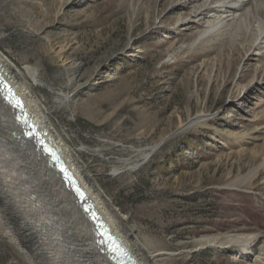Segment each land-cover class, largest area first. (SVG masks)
I'll list each match as a JSON object with an SVG mask.
<instances>
[{"label":"rangeland","instance_id":"374dc122","mask_svg":"<svg viewBox=\"0 0 264 264\" xmlns=\"http://www.w3.org/2000/svg\"><path fill=\"white\" fill-rule=\"evenodd\" d=\"M167 7V0H0V51L22 71L36 72L42 85L35 92L58 134L127 215L134 234L150 250L171 253L159 264H253L196 240L264 232V150L256 148L264 137H243L264 126L256 116L264 96L250 92L245 102L233 101L240 98L236 82L249 78L237 73L246 59L190 48L192 32L181 35L175 28L174 17L185 10ZM135 67L144 74L125 75ZM200 114L206 119L179 131ZM3 124L0 117L4 151H17ZM163 139L144 163L124 167L136 163L137 151H150ZM52 178L63 200L72 202ZM12 181L13 189L24 187L22 173ZM32 188L18 200L36 204L45 192L46 209L63 202L45 188L34 190L38 195ZM73 215L84 220L81 212ZM38 216L29 231L54 264H67L76 250L67 217L52 213L54 225H64L57 232L49 226L44 231ZM0 264H29L1 228Z\"/></svg>","mask_w":264,"mask_h":264},{"label":"bare ground","instance_id":"6f19581e","mask_svg":"<svg viewBox=\"0 0 264 264\" xmlns=\"http://www.w3.org/2000/svg\"><path fill=\"white\" fill-rule=\"evenodd\" d=\"M167 2L169 6L167 8L170 12L173 11L172 13H175L174 11L178 7L185 10L184 13H181L180 17H174L177 22L175 28L177 29L176 32H180L181 35H185L187 31L192 32L193 39L188 44L190 48L195 49L200 46L208 52L217 49L219 55H224L225 53L229 59H232L231 57H234L236 54L242 57L243 61L246 59L244 65L237 68V73L240 79H243L246 75H249V78L245 83H241V80L236 82L237 90L240 91V98L233 101H237V103L245 102L250 92H259L264 96V0H167ZM170 30L174 33L173 28ZM185 46L182 45L181 48ZM216 58L218 59V57ZM205 61L201 62L200 68H205ZM213 65L215 64L213 63ZM0 67L3 69L4 76L10 85L15 89L18 97L24 101L25 107L33 120L36 121V118L39 117V128L54 141L55 146L65 158L67 165L86 190L90 199L96 204L98 211L111 227L113 233L122 239V242L134 253L140 264H159L161 259L163 260L166 256H170L171 253L164 250H150L134 234L133 229L128 224L127 215L122 213L112 203L110 197L88 170L79 152L71 148L62 139L60 134H58L51 119H49L50 117H48V109H46L43 100L35 92V88L42 85L36 72L29 69V67L22 71L2 51H0ZM141 74H144V72L136 67L128 68L125 72L126 76H137ZM256 106L259 108L256 111L257 121L261 122L264 120V100L262 99L260 102H257ZM0 117L4 122L1 126L11 130L12 140H14L12 143L18 148L17 151H4V143L2 138H0V154L3 152L8 153V159H0V228L2 232L16 245L29 264H54L53 260L48 256V253L41 247L43 245L39 244L40 242L33 236L35 234L30 232L31 228H33V223L36 221L37 214L39 215L37 220L42 224L43 230L45 229L47 231L50 227V229L55 228L59 232L65 225L68 232H70V236L73 237V241L70 244L76 250L72 251L69 249L72 251L73 256L68 254L67 264H111L99 249L90 222L86 218L83 221H79L74 217L73 211L78 212V214L80 213L74 199H72V202H65L61 195H59L61 194L60 190L54 184L52 185L51 182L54 181H52V177L55 176L53 173L51 175L47 173L46 169L48 168L45 166V159H38L36 145L32 140L27 139L26 134L17 125L15 112L12 111L10 105L6 104L2 98H0ZM12 117H15V123L13 124L11 122ZM205 119L206 115L202 114L192 117L186 123L182 124L179 131L198 125ZM252 132L254 134L245 133L243 137L245 136L249 140L252 139L253 142L264 137V126L257 127ZM164 141L163 139L158 144L150 146L148 148L150 151L140 149L139 152H136V163L130 165V161H127L124 167L126 166L131 169L138 167L141 163L148 160ZM249 142L253 143L251 141ZM256 146L254 144L253 148ZM256 148L264 150V144ZM113 171L115 173L119 169L115 168ZM14 172L16 174L18 172L19 175L22 173L23 182H25L24 187H19V189L16 184L17 190L13 189L14 184L12 183V179L16 175ZM9 178L11 179L9 180ZM58 180L61 182L60 179ZM56 182L54 181V183ZM62 186L63 189L61 192L71 196V193L64 188L63 184ZM25 187H28V190L33 187V191L45 188L52 193V196L61 198L63 202H61L60 206H56L55 209L51 206V210L49 207L46 209V202L42 198L45 192L40 197L37 194L38 192L36 193L35 191V195H38L36 199L39 198L38 200L40 202L35 200L36 204H33L34 202H31L32 198H25L22 202L20 199L18 200V197ZM39 194L42 193L40 192ZM33 198L35 197L33 196ZM54 211L58 214L65 215L64 217H67L68 224L63 225L61 223L58 226L54 225L52 217ZM40 212L48 214L50 217L40 220L42 216H40ZM34 232H36L35 229ZM60 234L63 237L62 233ZM196 241L200 247H215L221 251L231 252L237 257H249L253 264H264V232L207 236L200 237ZM76 253L78 254L76 255ZM62 264L65 263L63 262Z\"/></svg>","mask_w":264,"mask_h":264},{"label":"water","instance_id":"95a60500","mask_svg":"<svg viewBox=\"0 0 264 264\" xmlns=\"http://www.w3.org/2000/svg\"><path fill=\"white\" fill-rule=\"evenodd\" d=\"M0 83L6 84L8 86V90L2 95H7L13 103L16 100L20 101L22 108L16 107L13 108L11 105V109L15 112L16 117H19L17 120V125L20 129L26 134L27 139L32 140L33 143L37 147L38 159L44 158L45 166L48 168L47 173L52 174L61 180V183L64 185V188L67 189L71 193V197L76 202L80 212L86 218L90 224L92 225L93 232L96 236L97 243L103 240V249L99 248L103 255L109 260L111 264H138V259L134 255V253L126 247V245L122 242L118 236H116L111 227L107 224L105 219L102 217L100 212L98 211L96 204L90 199L86 190L81 186L77 177L74 175L73 171L67 165L65 158L63 157L61 151L57 149L54 141L44 133L39 126L35 124V121L29 114L27 108L25 107L24 101H22L18 94L15 92L14 88L10 85L6 77L4 76L3 69L0 67ZM8 104L6 101H4ZM9 105V104H8ZM27 121L28 123H24ZM29 125H32L30 127ZM32 132L36 137V140H42L47 149H50L55 157L58 159L54 162L52 157H49L46 152H41L39 150L38 144L36 140L30 139L28 133ZM63 167L65 169V173H60L59 168ZM75 187L80 189V192L83 193L81 196L80 193H77L74 190L73 183ZM88 209L87 212L84 209ZM100 233H103V236H100ZM140 264V263H139Z\"/></svg>","mask_w":264,"mask_h":264},{"label":"snow or ice","instance_id":"6c2138e0","mask_svg":"<svg viewBox=\"0 0 264 264\" xmlns=\"http://www.w3.org/2000/svg\"><path fill=\"white\" fill-rule=\"evenodd\" d=\"M8 90V86L6 84H3V83H0V94H3L5 93L6 91ZM0 98H2L4 101H6L9 105H11L13 108H16V107H20L22 108V105L20 104V101L16 100L15 103L12 102V100H10L8 98L7 95H0ZM16 119H19V117H16ZM24 123H28L27 121H24ZM35 124L38 126L39 125V117L36 118V121H35ZM30 127H32V125H29ZM30 139H33V140H36V137L34 136V134L32 132L28 133ZM37 144H38V147H39V150L41 152H46V154L49 156V157H52L54 162L58 159L57 157H55V154L50 150V149H47L44 145V142L42 140H36ZM59 171L60 173H65V169L63 167H60L59 168ZM69 181L71 183H73V187H74V190L77 192V193H80V195L82 196L83 193L80 192V189L78 187H75V184L73 181H71V178H69ZM85 212L88 211V209H84ZM100 236L102 237L103 236V233H100ZM103 240H101L98 244V247L101 248V250L103 249Z\"/></svg>","mask_w":264,"mask_h":264}]
</instances>
